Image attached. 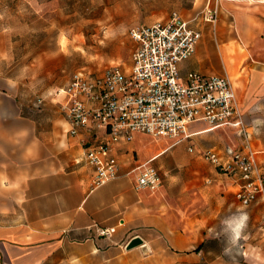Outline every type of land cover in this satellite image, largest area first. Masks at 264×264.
<instances>
[{
	"label": "crops",
	"instance_id": "obj_1",
	"mask_svg": "<svg viewBox=\"0 0 264 264\" xmlns=\"http://www.w3.org/2000/svg\"><path fill=\"white\" fill-rule=\"evenodd\" d=\"M209 3L214 6L212 0H193L190 8L180 14L192 21L205 12ZM218 9L217 23L201 26L202 39L196 53L180 69L184 73L228 75L253 147L261 150L264 149V4L258 0H230L222 2ZM4 43L0 42V60L9 56ZM12 87L9 78H0V264H167L168 251L180 256L169 264L190 261L193 254L182 257L181 253L195 250L192 237L199 235V229L172 227L166 198L139 190L136 183L138 163L154 165L175 146L141 160L137 149H142L144 135H137L134 142L119 144L118 177L94 188L93 170L85 161L81 139L68 136L65 119V134L75 147H58L52 136L41 142L37 122L22 115L17 100L9 92ZM208 128L204 123L191 124L192 136L186 142L194 145V137L215 131ZM242 142L243 139L239 145H228L224 152L217 153L240 150ZM259 161H263L261 157ZM217 172L222 178L219 185L224 183L223 179L227 185L222 198L229 199V192L236 197L238 180ZM190 176L193 181L209 182L215 173L192 169ZM260 204L264 207L261 200L252 205ZM238 223H235L237 236L243 221ZM98 228L111 231V236L100 237ZM128 233L132 236L126 239ZM135 237H140L144 245L127 250ZM197 253H202V249ZM260 259L257 264H264L262 256Z\"/></svg>",
	"mask_w": 264,
	"mask_h": 264
},
{
	"label": "rangeland",
	"instance_id": "obj_2",
	"mask_svg": "<svg viewBox=\"0 0 264 264\" xmlns=\"http://www.w3.org/2000/svg\"><path fill=\"white\" fill-rule=\"evenodd\" d=\"M192 2L0 0V42L5 41L9 52L8 59L0 60V78L13 82L9 92L17 100L22 115L37 122L41 142L52 136L56 146L73 148L64 131L62 99L55 94L82 71L102 73L116 66L129 70L135 48L131 30L166 19L173 12L181 13ZM238 134L232 129L201 134L193 138L194 145L182 142L171 147L165 160L166 155L153 163L160 169L164 182L159 191L151 194L166 198L172 227L199 229V235L192 237L195 250L181 253L182 257L193 254L183 264H257L261 263L260 256L264 259L263 205L245 207L232 192L227 193L229 199H223L225 180L219 185L222 178L216 168L196 151L189 150L196 147L202 152H224L226 146L240 144L242 138ZM141 144L142 149L134 145L141 160L172 145L146 136ZM148 153L151 156L145 155ZM192 169L205 173L207 169L214 170L215 176L209 182L193 181ZM241 220L242 230L237 236L235 223ZM131 236L128 233L126 239ZM178 257L168 251L167 264Z\"/></svg>",
	"mask_w": 264,
	"mask_h": 264
},
{
	"label": "built area",
	"instance_id": "obj_3",
	"mask_svg": "<svg viewBox=\"0 0 264 264\" xmlns=\"http://www.w3.org/2000/svg\"><path fill=\"white\" fill-rule=\"evenodd\" d=\"M227 1L212 0L214 6L209 3L192 21L173 12L166 20L133 28L130 35L135 48L129 70L116 66L102 73L82 71L55 94L62 99L68 136L81 139L85 161L93 170L94 188L118 177L119 144L144 135L176 146L191 139V124L204 123L208 131L237 130L242 135V148L223 155L196 147L189 150L238 180L236 199L243 206L260 200L264 203V149L253 147L232 80L228 75L197 71L183 74L180 69L196 53L201 26L215 25L219 5ZM258 1L264 4V0ZM135 172L139 190L155 193L161 189L163 177L151 162L138 163ZM97 233L104 238L111 236L105 229L98 228Z\"/></svg>",
	"mask_w": 264,
	"mask_h": 264
},
{
	"label": "water",
	"instance_id": "obj_4",
	"mask_svg": "<svg viewBox=\"0 0 264 264\" xmlns=\"http://www.w3.org/2000/svg\"><path fill=\"white\" fill-rule=\"evenodd\" d=\"M143 245H144V241L140 237H135L129 242L126 249L132 250L134 248L141 247Z\"/></svg>",
	"mask_w": 264,
	"mask_h": 264
},
{
	"label": "trees",
	"instance_id": "obj_5",
	"mask_svg": "<svg viewBox=\"0 0 264 264\" xmlns=\"http://www.w3.org/2000/svg\"><path fill=\"white\" fill-rule=\"evenodd\" d=\"M199 250H201V247H199V248L197 249V251H199Z\"/></svg>",
	"mask_w": 264,
	"mask_h": 264
},
{
	"label": "bare ground",
	"instance_id": "obj_6",
	"mask_svg": "<svg viewBox=\"0 0 264 264\" xmlns=\"http://www.w3.org/2000/svg\"><path fill=\"white\" fill-rule=\"evenodd\" d=\"M215 130H217V129H215Z\"/></svg>",
	"mask_w": 264,
	"mask_h": 264
}]
</instances>
